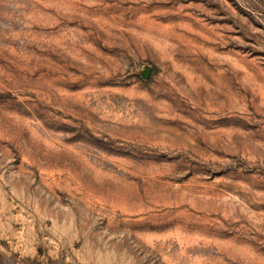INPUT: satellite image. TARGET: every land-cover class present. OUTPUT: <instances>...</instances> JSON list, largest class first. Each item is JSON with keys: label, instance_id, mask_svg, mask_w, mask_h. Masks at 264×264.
I'll use <instances>...</instances> for the list:
<instances>
[{"label": "rangeland", "instance_id": "1", "mask_svg": "<svg viewBox=\"0 0 264 264\" xmlns=\"http://www.w3.org/2000/svg\"><path fill=\"white\" fill-rule=\"evenodd\" d=\"M0 264H264V0H0Z\"/></svg>", "mask_w": 264, "mask_h": 264}]
</instances>
